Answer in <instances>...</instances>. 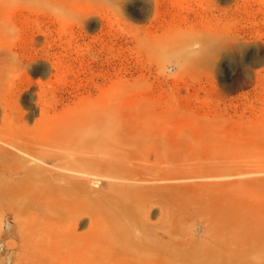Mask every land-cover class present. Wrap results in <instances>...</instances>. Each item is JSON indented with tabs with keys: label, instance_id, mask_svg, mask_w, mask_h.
I'll use <instances>...</instances> for the list:
<instances>
[{
	"label": "rangeland",
	"instance_id": "374dc122",
	"mask_svg": "<svg viewBox=\"0 0 264 264\" xmlns=\"http://www.w3.org/2000/svg\"><path fill=\"white\" fill-rule=\"evenodd\" d=\"M48 152L142 182L61 203ZM262 166L264 0H0V264H264Z\"/></svg>",
	"mask_w": 264,
	"mask_h": 264
},
{
	"label": "bare ground",
	"instance_id": "6f19581e",
	"mask_svg": "<svg viewBox=\"0 0 264 264\" xmlns=\"http://www.w3.org/2000/svg\"><path fill=\"white\" fill-rule=\"evenodd\" d=\"M22 154L29 157V159L35 160L44 165H47V163L50 162L51 163L55 162L54 164L51 165V167H53L57 171L69 175L66 176L58 172L54 173L46 169H43L39 166H35L29 169L25 168L26 170L24 171L27 176L35 179L37 184H41L52 188L55 187L62 189L56 193L54 192L55 194L54 196L56 200L61 203L68 204L71 203L72 201H75L76 199H83L84 197L86 198L91 194L93 196L98 197V201H102V200L104 201L106 199V196H114V195L126 196L127 194H130L131 191L126 192L125 190H120L118 185L115 184L114 182L116 181L142 182L140 179L135 178L134 174H132V172L130 171L126 173L128 176H123L121 173H119V171L123 169L121 166L116 167V165H114L112 162H110L107 159L103 160L102 158L98 159L95 157H86L85 153L79 156H72V155L66 156L65 154H57L55 152L44 153L43 155L40 156L37 155L31 156V155H26L24 153ZM126 158L127 157H121L120 160L126 161L125 160ZM122 164H124V162ZM262 167L263 168L261 169L263 171L264 166ZM20 168L24 169L22 167ZM215 178L217 179V177ZM102 180H108L111 183H108L106 188L98 189L97 186L101 185ZM244 185L250 188L252 191L253 190L264 191V178L256 179L255 181H250V182L245 181ZM93 187H96L97 189H93ZM63 189H67L68 192ZM88 219H89L88 235H85L83 237H87L88 239L94 237H105L104 234L99 233L101 230L100 229L101 224H99L100 217L97 214H95V215H90ZM49 234H51L52 237H55L57 239H66V238L71 239L73 237L80 238L79 234H77L75 230H70L68 232L62 233L59 230L51 229ZM120 239H124V238H120Z\"/></svg>",
	"mask_w": 264,
	"mask_h": 264
}]
</instances>
